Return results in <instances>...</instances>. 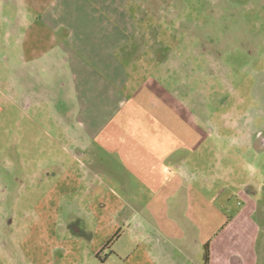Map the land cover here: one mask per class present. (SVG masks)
Segmentation results:
<instances>
[{"label": "crops", "instance_id": "1", "mask_svg": "<svg viewBox=\"0 0 264 264\" xmlns=\"http://www.w3.org/2000/svg\"><path fill=\"white\" fill-rule=\"evenodd\" d=\"M141 9V0H0L5 38L19 47L12 102L69 156L55 160L54 184L27 214L20 251L30 264H204L209 244V264H264V116L232 130L252 178L189 180L187 156L207 136L172 116L155 76L167 51L152 52L142 74Z\"/></svg>", "mask_w": 264, "mask_h": 264}, {"label": "rangeland", "instance_id": "2", "mask_svg": "<svg viewBox=\"0 0 264 264\" xmlns=\"http://www.w3.org/2000/svg\"><path fill=\"white\" fill-rule=\"evenodd\" d=\"M141 3L140 18H146L140 29L148 38L142 74L152 52L167 51L170 56L163 68L157 62L155 76L172 96V116L207 136L198 139L202 148L187 156L188 179L220 180L221 185L231 180L224 184L232 186L233 180L252 178L244 143L232 130H242L250 118L258 127L264 116V0ZM5 11H0V264H30L20 251L23 228L54 184L55 160L67 162L69 156L34 111L25 113L12 102L21 93L19 47L5 38L12 27L6 17L10 10ZM99 183L115 187L114 180ZM149 196L141 185L142 206ZM109 264L118 262L114 258Z\"/></svg>", "mask_w": 264, "mask_h": 264}, {"label": "trees", "instance_id": "3", "mask_svg": "<svg viewBox=\"0 0 264 264\" xmlns=\"http://www.w3.org/2000/svg\"><path fill=\"white\" fill-rule=\"evenodd\" d=\"M112 244V242L109 244L108 248L110 247V245ZM210 263V246L209 244H207L204 247V264H209Z\"/></svg>", "mask_w": 264, "mask_h": 264}]
</instances>
